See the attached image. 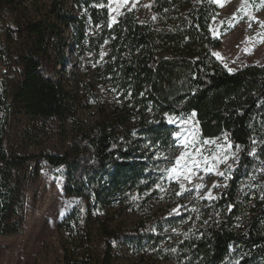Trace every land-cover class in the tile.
Segmentation results:
<instances>
[{"label": "trees", "instance_id": "obj_1", "mask_svg": "<svg viewBox=\"0 0 264 264\" xmlns=\"http://www.w3.org/2000/svg\"><path fill=\"white\" fill-rule=\"evenodd\" d=\"M71 1L77 14L66 0H52L46 17L34 21L17 14V0H0V237L24 234V185L42 162L65 178L64 195L80 201L59 224L70 239L62 245L64 264H113V241L138 250L158 245L161 235L154 231L177 228L178 208L124 234L104 218L97 256L92 216L105 217L114 207L143 208L154 199L165 178L156 165L176 144L168 118H193L199 139L219 141L227 134L236 164L228 168L227 189L212 200L211 220L178 237L168 234L176 242L166 258L179 264H264V66L229 72L215 58L221 39L211 27L219 6L209 0H154L143 23L133 11L113 23L110 0ZM63 28L72 31L81 52H107L105 72L122 93L126 114L102 115L89 131L73 128L63 154L14 152L5 146L13 119L42 130L69 111L65 77L72 72ZM132 120L137 124L126 134L135 136V145L121 146L116 133ZM258 174V193L246 190Z\"/></svg>", "mask_w": 264, "mask_h": 264}, {"label": "rangeland", "instance_id": "obj_2", "mask_svg": "<svg viewBox=\"0 0 264 264\" xmlns=\"http://www.w3.org/2000/svg\"><path fill=\"white\" fill-rule=\"evenodd\" d=\"M66 1L69 9L77 14L72 1ZM17 2L20 4L17 14L34 21L45 18L52 4V0H17ZM153 2L154 0H128L127 4H123V0H110L111 20L116 22L127 12L133 11L139 22H148L151 18ZM262 3L264 0H247V3L245 0H226L223 7L219 6V15L212 24L211 33L214 37L221 39V46L213 53L220 54L222 59L216 56L215 58L224 67L227 65L225 67L227 70L231 68L234 69L233 72H236L248 66H264V28L261 27V23L264 22V6H261ZM118 4L123 6L118 7ZM242 4H244V10H241ZM60 31L69 45L67 57L71 62L72 75L65 77L69 111L62 120L42 130L41 127L37 129L34 123L24 118L13 119L7 130L5 146L14 152L34 156L43 150H48L63 154L76 127L89 131L102 115L115 119L118 115L126 114L123 95L108 81L105 72L107 52L104 51L100 57L89 52H81L72 31L64 28ZM87 34L93 35L90 31ZM3 72L0 61V82ZM64 76L61 74V77L64 78ZM187 121H189L187 124L181 121L170 124L176 127V132L195 131L199 138L194 119L189 118ZM136 124L137 121L132 120L122 125V131H117L119 145L124 147L135 145V136L126 132ZM224 140L225 138L217 143H224ZM175 143V149L166 156L167 159L164 158V161L156 165L157 172L165 174V178L162 180L160 178L162 183L155 189L158 190V194L154 199L148 200L143 208L114 207L108 209L105 217L93 214L90 230L96 256L100 253L102 240L99 222L104 218H107L108 227L111 230L124 234L142 222H155L169 216L177 208L179 211H176L174 215L178 213L177 215L182 216L178 220L177 228L162 227L161 233L160 230L154 231L155 234L161 235L158 245L154 247L138 250L120 240L113 241V264H179L177 261L166 258L174 251L172 246L176 242L168 234L178 237L181 232L190 227L202 224L206 226L211 220L213 199L205 197L209 191L215 197L222 190L227 189L229 180L232 178L228 165L233 167L236 164V156L229 154L227 163L217 164L218 170L225 173L224 176L207 173L203 170L206 166L202 165L200 169H194L196 174L192 176L191 183L183 177L176 181L169 179L168 174L162 171L172 167L175 159L184 151L182 146H178L177 140ZM208 147L210 151L206 154L216 150L214 145ZM231 153H233L232 150ZM38 167V175L24 185L27 201L25 232L17 237H0V264H64L62 245L64 243L68 245L67 242L70 239L62 229H59V224L80 201L64 195L65 178L56 173H49L50 170L42 162L38 163ZM200 177H203V180ZM259 182H261L260 174L246 185V190L258 193ZM180 183H183L190 191H182ZM201 183L205 187L197 189L195 185ZM213 184L220 186L213 187ZM250 214L253 216V213Z\"/></svg>", "mask_w": 264, "mask_h": 264}, {"label": "snow or ice", "instance_id": "obj_3", "mask_svg": "<svg viewBox=\"0 0 264 264\" xmlns=\"http://www.w3.org/2000/svg\"><path fill=\"white\" fill-rule=\"evenodd\" d=\"M128 0H123V4H127ZM211 3H216L218 6L223 7L226 0H209ZM247 3V0H245ZM123 4H118V7H122ZM150 7V5H148ZM261 6H264L262 3ZM99 7H105V5L101 4ZM133 7H135V3H133ZM131 10V9H129ZM241 10H244V4L241 5ZM110 11L112 9L110 8ZM155 18V17H154ZM115 23V20L112 21ZM250 26V25H249ZM261 27L264 28V22L261 23ZM218 59H222L219 53H213ZM227 67V65H225ZM229 72H233L234 69L229 68ZM192 116H195V113H192ZM175 117H169V123H175ZM189 121H181L183 124H187ZM176 140L178 141V146H182L184 151L181 152L180 156L175 159V163L172 167L167 169H162L168 174L169 179H173L179 181L181 177L184 180L191 183L192 176L196 173L194 169H200L202 165L206 167L203 169L207 173L224 176L225 173L221 172L217 168L218 163H227L229 159V154L234 157V153H231L232 143L228 140L227 134H225L224 143H217L216 139H199L195 131L191 130H182L178 131L174 134ZM219 139V138H217ZM255 143V141H254ZM215 146V151H211L209 153L208 146ZM240 146L236 145V149L239 150ZM249 155H255V152L249 153ZM167 159V157H165ZM216 161V163H213ZM231 165H228V168L231 169ZM203 180V177H200ZM218 184H213V187H219ZM159 187V186H158ZM197 189L205 187L204 184H197L195 185ZM180 188L182 191H190V189L185 188L183 183H180ZM162 190V189H161ZM178 195L180 193H177ZM207 199H215L216 197L212 196L211 192L209 191L206 195ZM261 199H264V195L261 196ZM175 211V209L173 210Z\"/></svg>", "mask_w": 264, "mask_h": 264}]
</instances>
